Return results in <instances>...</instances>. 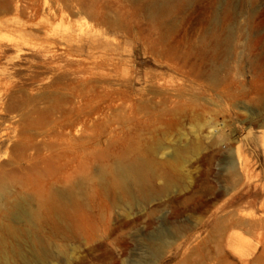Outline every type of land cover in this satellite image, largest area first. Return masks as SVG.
Masks as SVG:
<instances>
[{
  "label": "rangeland",
  "instance_id": "obj_1",
  "mask_svg": "<svg viewBox=\"0 0 264 264\" xmlns=\"http://www.w3.org/2000/svg\"><path fill=\"white\" fill-rule=\"evenodd\" d=\"M7 1L4 264H264V0Z\"/></svg>",
  "mask_w": 264,
  "mask_h": 264
},
{
  "label": "bare ground",
  "instance_id": "obj_2",
  "mask_svg": "<svg viewBox=\"0 0 264 264\" xmlns=\"http://www.w3.org/2000/svg\"><path fill=\"white\" fill-rule=\"evenodd\" d=\"M11 1H9V2H11ZM188 1L189 0L149 1L146 3L147 5H146L145 9H146V13L148 14V16L151 19H161L165 16H169L172 13L171 12L172 3L185 4V3H188ZM6 2H8V1L7 0H0V10H3V11H0V15H1V12L9 13V9H7V7H6V5H7ZM22 9H23V11L21 10V7L18 6V4L16 5V7L15 6L13 7V11L15 12V14L17 16L25 14L24 10H26L28 8L23 6ZM32 9L33 8H31L30 10H32ZM1 21L2 20L0 19V22ZM1 23L4 26H6V25L10 26L11 25L9 23V21L1 22ZM114 172L118 176V178L120 179L122 185L125 188H127L129 191L132 190L134 187H140L141 189L142 188L144 189L145 183H146L145 165L144 164L136 163V164L127 165V164H124L123 162H119L116 165ZM29 216L30 215H29V211H28L27 201L14 196L13 192H11L10 187L7 184H4V182H2V183L0 182V218H2L3 220H10V219H13V220L28 219L29 220ZM15 223L16 222H14V224ZM15 229H10L9 227H6V225L2 226V224H0V231H2L5 234H8L10 236H13V237H17L16 235L18 234ZM0 242H1V240H0ZM167 246H168V244L166 242H162L160 247L155 248V254H159L164 248H167ZM3 251H0V264H4V262H6V260H7L5 257L6 254H4ZM25 261H26V259H25Z\"/></svg>",
  "mask_w": 264,
  "mask_h": 264
}]
</instances>
